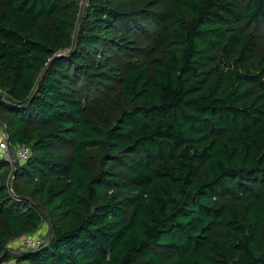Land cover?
<instances>
[{
    "label": "trees",
    "instance_id": "16d2710c",
    "mask_svg": "<svg viewBox=\"0 0 264 264\" xmlns=\"http://www.w3.org/2000/svg\"><path fill=\"white\" fill-rule=\"evenodd\" d=\"M121 1L0 0V263L264 264V0Z\"/></svg>",
    "mask_w": 264,
    "mask_h": 264
},
{
    "label": "rangeland",
    "instance_id": "374dc122",
    "mask_svg": "<svg viewBox=\"0 0 264 264\" xmlns=\"http://www.w3.org/2000/svg\"><path fill=\"white\" fill-rule=\"evenodd\" d=\"M90 1L91 0H79V4H78V19H79V21L82 20L84 10L89 6V4L91 3ZM119 1H121V0H119ZM122 1L127 2V0H122ZM152 1L153 0H145V1L144 0H129V3L143 5L146 2L150 3ZM158 1L160 3L159 9L162 10V8L165 6L166 0H158ZM79 16H80V18H79ZM0 136L7 137V135L5 134V132L2 129L1 125H0ZM10 150H11L10 154L12 153L13 157L17 156L16 147L12 146V147H10ZM10 157H11V155H10ZM47 232H48V226L46 223H43L41 229L37 233H35L33 236L29 237V239H31L32 241H35V242H38V241L43 242L46 239ZM23 238L24 237L16 239L15 241H13L12 243H10L8 245L9 246L8 249L10 250V253H15V252H18L21 250ZM0 264H15V263H14L13 259H11L8 262H2ZM18 264H26V263L20 262Z\"/></svg>",
    "mask_w": 264,
    "mask_h": 264
},
{
    "label": "built area",
    "instance_id": "2783aa9c",
    "mask_svg": "<svg viewBox=\"0 0 264 264\" xmlns=\"http://www.w3.org/2000/svg\"><path fill=\"white\" fill-rule=\"evenodd\" d=\"M10 143L8 141L7 137L4 136H0V158L5 159L6 161H8V163L13 166L15 164V161L18 160L20 162H24L28 156H29V150L27 147L19 145L16 147L17 149V156L13 157L12 153L10 154L11 150H10ZM11 155V157H10ZM31 237V236H29ZM28 236H24L23 238V242H22V246H21V250L20 251H26L29 249H34L36 247H38L42 242L38 241H32L31 239H29Z\"/></svg>",
    "mask_w": 264,
    "mask_h": 264
},
{
    "label": "water",
    "instance_id": "95a60500",
    "mask_svg": "<svg viewBox=\"0 0 264 264\" xmlns=\"http://www.w3.org/2000/svg\"><path fill=\"white\" fill-rule=\"evenodd\" d=\"M79 18H80V16H79ZM78 21H79V19H78ZM8 188H9V191L11 192L10 186H8Z\"/></svg>",
    "mask_w": 264,
    "mask_h": 264
}]
</instances>
